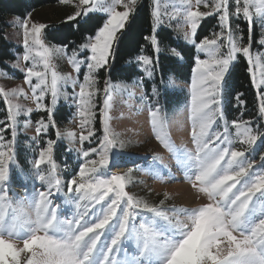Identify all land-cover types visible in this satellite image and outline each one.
I'll list each match as a JSON object with an SVG mask.
<instances>
[{
    "label": "snow or ice",
    "instance_id": "snow-or-ice-1",
    "mask_svg": "<svg viewBox=\"0 0 264 264\" xmlns=\"http://www.w3.org/2000/svg\"><path fill=\"white\" fill-rule=\"evenodd\" d=\"M60 2L74 4L77 10L66 20L75 22L77 27L80 19L90 13H103L106 18L94 35L73 49L71 55H67L66 46L49 48L44 45L41 33L48 25L32 21L30 13L22 20L18 18L23 35L22 59L32 62L21 71L35 109L13 103L12 97L28 98L24 88L6 90L0 87V99L7 112L6 118L0 120V264H264V154L260 157L259 170L254 169L255 161L246 156V152L254 150L257 141L264 138V133L254 129L251 121L234 120L231 122L235 129L234 141L227 122L222 131L219 126V121L224 119L220 108L222 82L238 54L253 65L250 49L257 23L262 29L259 43L264 46V0H180L187 26L183 39L197 53L207 57L201 59L197 55L192 69L188 112L194 150L185 146L178 148L171 142L165 133L166 122L160 115L158 100L153 107L148 97H142L148 100L156 139L173 153L192 187L206 199L205 203L187 208H165L164 200L159 205H151L126 190L129 174L107 175L101 172L109 164V153L117 146V140L108 123L112 99L110 81L106 80L105 87L100 89L96 87V74L106 68L114 56V46L137 0ZM160 2L152 0V35L145 37L156 53L161 51L156 35L157 27L163 23ZM117 6L124 10L118 11ZM201 6L208 10L201 11ZM163 15L169 14L165 12ZM212 16L218 18L220 31L213 32L212 38L197 39L202 20ZM233 18H243L248 24L247 44H243V31L239 25L233 29ZM169 19H175V16L169 15ZM170 51L172 55L183 58L176 49ZM53 52H63L77 74L76 78L71 73L58 74L51 68ZM80 53L86 55L80 58ZM35 57L40 58L43 70H36ZM260 59L257 57V65L261 69L259 83L253 68H249L257 88L264 85V64ZM136 60L146 75L153 77L158 61L154 62L153 57L147 55H140ZM82 66L87 68V72L80 82ZM13 67L20 66L17 63ZM61 82L64 86L71 84L73 90L70 97L65 93L64 98H71L76 106L80 144L85 141L92 143L98 115L103 130L96 147L75 149L82 154L84 162L80 164L78 173L66 181L67 191L79 194L73 197L78 209L81 201L90 202L93 210L88 219H85L87 210L77 212L71 219H62L58 215V206L52 205L50 197L59 193L61 183L56 176L52 156L56 141L52 139H48L47 146L40 149L33 165L46 190L25 197L34 216L21 210L23 200L18 199L14 207L8 194L10 166L15 163L17 117L21 113L30 116L32 111L42 110L47 115L36 121L37 136L46 133L50 127L55 128L53 110L61 95ZM77 86L79 91H76ZM101 91L105 99L98 108L97 97ZM48 95L51 106L45 103ZM152 95L159 96L158 87L153 86ZM242 96L238 93L235 97L238 105L244 103ZM259 112L264 117V90L260 95ZM9 130L12 138L6 139L5 133ZM61 135L72 141L77 136L71 130L63 134L57 131V137ZM234 142L247 145V148L239 150L233 147ZM92 155H97L98 159H90ZM153 158L161 159L159 156ZM41 165H48L47 172L41 170ZM101 237H104L103 241ZM13 239H22L23 247H18Z\"/></svg>",
    "mask_w": 264,
    "mask_h": 264
},
{
    "label": "trees",
    "instance_id": "trees-1",
    "mask_svg": "<svg viewBox=\"0 0 264 264\" xmlns=\"http://www.w3.org/2000/svg\"><path fill=\"white\" fill-rule=\"evenodd\" d=\"M60 0H0V72L6 74L8 78L19 80L24 77L23 73L15 69L11 63L17 59V52L20 47L6 39L5 32L8 27L7 16L13 15L24 18L29 13L35 10L42 9L47 6L58 5ZM153 4L152 0H137L135 8L129 17L124 30L121 31L120 39L114 46V56L110 59V63L106 68L100 70L99 87L101 88L102 81H110V85L117 87L119 84L133 83L137 84L143 91V96L148 97L152 101V106L155 107L158 100L160 111H171L175 108L183 107L191 101V92L188 86H191L193 76L192 69L195 67V57L199 55L195 48L186 42L183 37L177 33L173 28L161 23L156 30L157 39L161 51L156 53L150 42L145 37L152 35L153 18L151 16ZM60 20L55 23L48 24L44 30V39L55 45L66 46L67 51L72 52L73 49L78 48L83 44L88 36L94 35L95 30L99 27L105 15L99 13H90L88 17L80 19V24L77 27L75 22L67 20ZM87 20V23L84 21ZM163 21L166 20L163 18ZM240 24L246 26V22L239 20ZM220 30L218 27V18L215 16L207 17L202 20L198 29L197 39L212 36L213 32ZM257 30L254 29V37L251 46H258ZM244 41H248L244 38ZM170 49H176L182 53V59L172 55ZM140 55H147L153 57L156 66L154 68L153 77L149 78L143 71L142 66L137 62L136 57ZM250 65L242 54H238L236 61L229 67L228 73L225 75V80L222 82V90L220 95V108L223 114L222 120L219 121L220 130H223L225 122H227L231 130V138L235 141V129L232 127V121H251L254 129L264 133V117L259 112L260 107V90L254 86L252 81V74L249 72ZM156 86L159 88V96L152 95V88ZM97 97L98 108L100 107V94ZM242 93L241 99L243 104L237 103L236 95ZM148 103V100H146ZM45 102L47 100L45 99ZM76 111L75 105L70 104L64 100L59 101L53 112V119L55 121V128L50 127L46 133L37 136L36 121L40 120L39 113H46L44 111H35L30 116L20 115L17 120V135L14 143V160L15 163L10 166L8 186H16L22 189V194H26L33 189V184H38L39 187L46 190V186L42 184L37 176L34 168V161L38 158L41 148L46 147L48 139L56 141L53 146V161L56 165V176L60 180V191L57 195H61L65 200L69 201V197L78 196V193H69L66 188V181L78 173L81 163L84 162L82 154L75 149L89 147H96L99 139L103 136L100 130L99 115L95 121L96 135L92 138V143L85 141L83 145L72 141L67 137L61 135L57 137V131L61 134L62 129L71 121ZM6 105L0 99V120L6 118ZM25 121L31 123L30 132L25 131L27 124ZM35 137V139H33ZM6 139L12 138L11 130L5 133ZM235 144V145H234ZM233 147L243 150L247 145L238 142L233 143ZM254 150L246 152L249 160H254V169L259 170L261 165V155L264 154V138L257 141L253 146ZM123 152L124 150H118ZM90 159H98L96 155ZM130 167L122 174H129V183L127 187L129 191L137 198L148 202L151 205H159L160 197L154 195L151 190L136 192L132 191L133 187L141 183V179L135 178V168L144 165L145 163H137L135 157L130 158ZM112 162V163H110ZM118 159L109 158V163L114 165ZM109 164V165H110ZM152 163H149L151 165ZM48 165H41V170L47 172ZM101 169V172L104 173ZM137 183V184H136ZM13 192V191H12ZM55 192V190H54ZM10 194V193H9ZM21 193L14 191L11 193V198L16 204L17 196ZM75 195V196H74ZM166 199V198H165ZM86 202V203H84ZM81 205L89 206L90 202L85 200L80 202ZM259 203V202H257ZM17 206V205H15ZM165 206V204H164ZM98 208V205H97ZM166 208V207H165Z\"/></svg>",
    "mask_w": 264,
    "mask_h": 264
},
{
    "label": "rangeland",
    "instance_id": "rangeland-1",
    "mask_svg": "<svg viewBox=\"0 0 264 264\" xmlns=\"http://www.w3.org/2000/svg\"><path fill=\"white\" fill-rule=\"evenodd\" d=\"M78 2V0H75ZM183 5L180 3V0H161L160 2V11L162 13L163 18L166 20L163 23L171 28H173L177 33H179L183 37V32L187 31V26L184 23V13H183ZM77 9L75 8L73 3L64 4L60 3L58 5L47 6L42 9L35 10L31 14V20L38 23H43L45 25L58 22L60 20H66L67 16L72 15ZM118 11H123L124 9L120 6H117ZM201 11H207L208 9L201 6ZM254 11V9H253ZM168 13L169 15H174L175 19H169V15H163L164 13ZM99 13V12H96ZM105 15L103 13H99ZM23 18L16 17L13 15L7 16V24L5 36L6 39L14 43L16 46L20 47V51L17 52V59L11 63V65L19 64V68L14 67L15 69L21 71L22 68L31 65V61L25 62L22 59L24 53L23 47V35L22 28L19 26V20ZM239 20H243V18L232 20V27L235 30L236 26L239 25V28L243 31L244 38L246 37L248 40V24L246 26L239 23ZM244 21V20H243ZM245 22V21H244ZM257 30V42L258 46H251L250 54L253 58V65L250 67L253 68V72L255 73L256 81L259 83L261 79L260 72L261 69L257 65V57H260V63L264 64V46H261L259 40L261 38L262 29L259 26V23L256 24L255 28ZM220 30L216 31L219 32ZM44 32V30H43ZM43 32L41 33V39L45 46L49 48L61 47L60 45H55L47 42L44 39ZM239 34V33H237ZM254 37V31H253ZM208 38H212L209 36ZM248 41L243 40V44H247ZM37 50H40L37 48ZM72 52L67 51V55H71ZM90 54V53H87ZM201 59L207 58L205 54L198 53ZM34 55V54H33ZM86 53H80V58H83ZM21 57V59H18ZM37 61L36 70H43L42 63H39L40 58L35 57ZM247 59V58H246ZM233 63V62H232ZM51 68L54 69L58 74H68L71 73L73 78L77 77V74L74 72L72 66L68 63L67 57L63 54V52L57 53L53 52L50 57ZM101 70V69H100ZM100 70L96 74L97 84L96 87H99V79ZM22 72V71H21ZM87 72V68L85 66L81 67V73L79 74V81H83V75ZM2 73V72H0ZM23 73V72H22ZM0 74V87L5 88L6 90H10L13 88L22 87L28 93V98L24 97H12L13 103H19L23 106V108H33L35 109V104L31 99V92L28 87L24 83V77L19 80H13L8 78V76ZM253 75V73H251ZM24 75V73H23ZM34 82H35V78ZM51 79V74L49 72V81ZM61 95L58 98L57 104L54 107L58 106L59 101H66L70 104L73 103L72 99H65L64 94L67 93L69 97L72 94L71 84L64 86L63 82L59 85ZM105 87V81L103 78L101 88ZM189 92H191V86L187 87ZM258 90H264V85H261ZM76 91H79L77 86ZM262 92V91H261ZM259 92V98L261 95ZM111 94V107L108 110V115L110 120L108 121L111 131L115 134L117 140V146L110 150L109 158L118 159L114 165H111L110 162L104 170V174H122L123 171H126L132 164H130V158L135 157L137 163H145L148 166H138L135 168V174L137 175L135 178L141 179V183L133 187L134 192L138 189L140 191H149L151 190L154 195H158L160 197V201L164 200V204L166 208H170L175 206L176 208L181 207H196L202 203L206 202V199L192 187L191 182L186 178L185 172L177 165L176 157L173 153L169 152L157 139L156 132L153 130L151 125V117L149 115V105L146 100L142 99L143 91L137 84L127 83V84H119L117 87L112 86L110 88ZM105 99V94L102 91L100 94V107L103 104V100ZM47 104L51 106V97L50 95L46 96ZM73 105H75L73 103ZM190 102L184 105L183 107L175 108L171 111H160L161 117L166 122L165 133L170 138L171 142H173L178 148L185 146L190 150H194V145L191 140V121L189 119V108ZM76 107V106H75ZM53 110V112H54ZM36 110L32 111L34 113ZM77 111V109H76ZM76 111L71 118V121L66 124V126L62 129L61 132H65L66 130L74 131L77 136L75 141L79 142V117L76 115ZM30 114V115H31ZM23 115V113H21ZM19 117V116H18ZM17 117V118H18ZM44 117V113H39V118ZM31 123L29 122L26 126L25 131L30 132ZM28 127V128H27ZM100 130H102L101 123L99 124ZM103 132V130H102ZM122 144V146H121ZM235 145V144H234ZM118 150H124L123 152H117ZM96 155H93L95 157ZM159 156L161 159H154L153 157ZM149 163H152L149 165ZM166 166V167H165ZM137 184V183H136ZM9 186L7 185V188ZM33 189L28 191L26 194H22V189L16 186L12 187V193L14 196V191H19L21 193L17 196V200H23L24 203L22 205L21 210L25 213L34 216L33 209L29 206L26 196H32L39 191H44L43 188L39 187L38 184H33ZM126 190L132 194L129 188L126 185ZM138 192V191H137ZM165 193H167V198L165 197ZM9 194V190H8ZM60 193V196L54 194L50 197L53 206H58V215L60 218H68L71 219L77 212H85L88 211V215L85 219L90 218L92 213L91 205L85 206L84 204L78 209L76 207V202L73 197H69V201L62 199L64 198ZM75 196V195H74ZM59 197V198H57ZM13 206L15 207V203L13 202V198L9 196ZM166 198V199H165ZM17 202V201H16ZM86 203V202H84ZM97 207V206H96ZM99 207V206H98ZM69 210L74 213V215L69 214ZM42 234V233H41ZM5 239H9L8 236H5ZM101 240H104V237H101ZM13 242L18 247H23L22 239H13ZM127 246V245H126ZM131 250V249H130Z\"/></svg>",
    "mask_w": 264,
    "mask_h": 264
}]
</instances>
